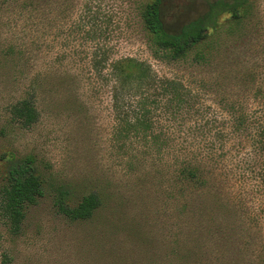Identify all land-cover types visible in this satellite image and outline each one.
Returning <instances> with one entry per match:
<instances>
[{"label": "trees", "instance_id": "trees-1", "mask_svg": "<svg viewBox=\"0 0 264 264\" xmlns=\"http://www.w3.org/2000/svg\"><path fill=\"white\" fill-rule=\"evenodd\" d=\"M109 2L0 0V14L17 18L22 27L20 42L10 41L6 56L15 55L20 66L28 68L23 72L26 81L21 97L7 107V123L0 127V137L7 134L9 125L27 129L40 120L38 97L47 83L66 84L69 89L79 81L61 71L60 54L46 60L44 71L29 69L47 52V41L41 39L57 23L61 30L67 28L65 36L81 34L88 42L93 38L86 39L83 31H94L95 20L103 18L104 23L124 14L122 10L115 12ZM162 5L163 0L120 3L139 19L154 57L170 64L190 62L208 67L222 53L225 39L242 26V69L238 74L245 92L256 96V100L245 103L226 101L224 106L230 113L222 128L216 127L218 117L212 120L203 115L197 117L198 129L158 131L154 113L163 111L178 119L193 108L194 97L184 89L182 77L162 76L151 64L133 56H109L104 42L91 40L94 51L87 53L90 66L98 73L99 65L106 62L113 82L118 122L113 136L121 144L131 141L133 153L127 160L132 167L130 175L165 176L170 182V196L175 194L179 230L174 240L161 247L165 256L158 259L156 239L148 226L130 214L128 198L110 191L104 178L80 186L61 181L47 163H39L31 153L6 151L0 155V218L10 232L19 234L31 208L49 198L70 223L87 227L93 237L96 234L103 257L117 262L128 261L133 253L132 264H264V88L258 79V60L264 59V4L260 0H213L206 12L175 32L163 21ZM224 18L229 20L227 26ZM190 75L205 80L201 72ZM127 87L135 90V101ZM160 95L164 96L161 101L157 99ZM68 97L70 109L76 111L83 95L70 93ZM232 145L236 148L231 150ZM234 153L242 155V204L230 199L227 181L222 179V167ZM0 264H12V257L4 253Z\"/></svg>", "mask_w": 264, "mask_h": 264}, {"label": "rangeland", "instance_id": "rangeland-1", "mask_svg": "<svg viewBox=\"0 0 264 264\" xmlns=\"http://www.w3.org/2000/svg\"><path fill=\"white\" fill-rule=\"evenodd\" d=\"M123 1L109 2L115 12H124L121 17L104 23L103 18H99L93 22L94 31L89 34V31H83L85 38H93L88 42L81 34L65 36L69 33L67 28L61 30L57 23L46 38L41 39L47 41V47H44L47 52L41 55L38 62L33 61L29 69L36 73L44 71L46 60L60 54L63 56L59 64L61 71L75 75L79 81L69 89L66 84L47 83L38 97L40 120L27 129L9 125L7 134L0 137V155L6 151L20 155L31 153L39 163H47L61 181L77 186L88 180L104 178L110 191H119L120 195L128 198L132 210L130 214L148 226L156 239L158 259H161L165 256L162 250L164 244L174 240L179 230L175 194L170 196L167 188L170 182L165 176L130 175L132 167L127 160L133 153L131 141L128 139L121 144L113 136L118 124L112 99L113 82L107 75L109 66L106 62L98 67L100 75L90 66L87 53L94 51L91 40L104 42L109 56H133L151 64L162 76L182 77L184 89L190 90L194 97L193 108L190 113H184V118L178 119L176 115L163 111L154 113L158 131L198 129L197 117L203 115L212 120L218 117L216 127L222 128L230 113L228 106H224L226 101L233 99L245 103L256 100V96L251 91L245 92L240 82L242 76L238 74V70L242 69V26L235 35L225 39L222 53L212 65L198 67L190 62L170 64L154 57L147 32L131 8L120 6ZM210 1L213 0H163L162 18L166 27L174 32L180 30L185 23L206 12ZM260 1L264 4V0ZM223 23L227 26L228 18H224ZM21 30L17 18L10 17L8 13L0 14V127L6 125L7 107L21 97L26 81L23 72H27L28 68L21 67L15 55L6 56L8 43L20 42ZM231 63L236 66L229 69ZM258 63V79L264 88V59L261 58ZM220 70H224L221 72L223 75H219ZM192 71L201 72L205 80L194 79L190 75ZM126 90L131 91L135 101V90L131 87ZM70 93L83 95L76 111L70 109ZM159 97L160 101L164 98L163 95ZM188 119L192 120L187 122ZM120 145L122 148H119ZM235 148L236 145H232L230 149ZM236 155L234 153L226 159L222 179L224 177L227 181L230 199L242 204V155ZM99 246L96 234L93 237L87 227L70 223L55 210L49 198L31 208L19 234L10 232L0 218V263L6 252L12 257V264H132L135 259L133 253L126 262L104 258Z\"/></svg>", "mask_w": 264, "mask_h": 264}]
</instances>
